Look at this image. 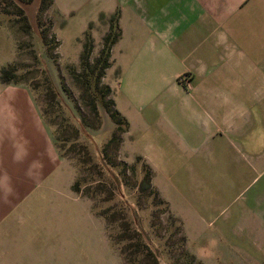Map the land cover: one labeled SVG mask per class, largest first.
<instances>
[{"label":"rangeland","instance_id":"obj_1","mask_svg":"<svg viewBox=\"0 0 264 264\" xmlns=\"http://www.w3.org/2000/svg\"><path fill=\"white\" fill-rule=\"evenodd\" d=\"M38 3L0 0V50L10 55L1 66L13 74L0 81L28 88L51 128L64 160L65 215L51 235V207L35 204L32 216L27 208L24 222L0 234V264H264V221L254 216L264 206V160L241 185L219 168L208 173L207 205L186 202L174 175L160 176L161 190L150 163L121 148L128 121L112 96L114 13L98 16L92 36L78 12ZM255 187L263 189L251 207Z\"/></svg>","mask_w":264,"mask_h":264},{"label":"crops","instance_id":"obj_2","mask_svg":"<svg viewBox=\"0 0 264 264\" xmlns=\"http://www.w3.org/2000/svg\"><path fill=\"white\" fill-rule=\"evenodd\" d=\"M53 2L56 9L78 12L81 31L92 36L98 16L114 13L119 34L109 52L117 76L112 96L128 121L121 148L150 163L161 190L160 176L174 175L186 202L207 205L208 173L216 168L237 185L259 173L264 0ZM9 57V49L0 50V67ZM181 72L191 74L188 86L176 80ZM64 168L30 90L0 81V234L10 222H24L27 208L32 216L33 206L41 203L51 207L46 216L56 228L51 235H58L66 205ZM262 189H253L251 207ZM254 216L264 221V206Z\"/></svg>","mask_w":264,"mask_h":264},{"label":"trees","instance_id":"obj_3","mask_svg":"<svg viewBox=\"0 0 264 264\" xmlns=\"http://www.w3.org/2000/svg\"><path fill=\"white\" fill-rule=\"evenodd\" d=\"M51 0H39V3H38V9H44L48 4H49V2H50ZM116 27H117V30H116V34H115V36L113 37V39H112V41L117 37V35L119 34V29H118V26L116 25ZM106 36L107 35H104L103 37H102V39L105 41V39H106ZM41 38H42V40H44L45 41V34L44 33H41ZM12 77H13V74H12V72L10 71V68L7 66V65H3V66H1L0 67V80L1 81H7V80H9V79H12ZM111 103H112V101H111ZM113 104V103H112ZM108 112H109V114H110V116L112 117V118H115V116H117V115H120L119 114V112H118V110L115 108V107H113V109H108ZM121 117V116H120ZM123 119V118H122Z\"/></svg>","mask_w":264,"mask_h":264},{"label":"built area","instance_id":"obj_4","mask_svg":"<svg viewBox=\"0 0 264 264\" xmlns=\"http://www.w3.org/2000/svg\"><path fill=\"white\" fill-rule=\"evenodd\" d=\"M191 74L189 72H181L178 74L176 80L185 86L189 85Z\"/></svg>","mask_w":264,"mask_h":264}]
</instances>
